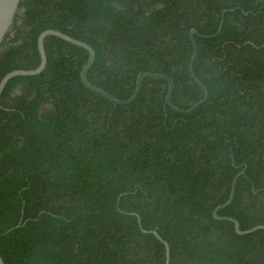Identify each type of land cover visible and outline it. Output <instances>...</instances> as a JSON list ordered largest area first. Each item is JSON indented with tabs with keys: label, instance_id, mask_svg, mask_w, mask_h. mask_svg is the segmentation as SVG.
Wrapping results in <instances>:
<instances>
[{
	"label": "trees",
	"instance_id": "trees-1",
	"mask_svg": "<svg viewBox=\"0 0 264 264\" xmlns=\"http://www.w3.org/2000/svg\"><path fill=\"white\" fill-rule=\"evenodd\" d=\"M223 25L220 33L216 34ZM0 252L7 264H264V0H21L0 47ZM212 34H216L212 36ZM203 35H211L203 37ZM141 218V223L139 221ZM142 225V226H141Z\"/></svg>",
	"mask_w": 264,
	"mask_h": 264
},
{
	"label": "water",
	"instance_id": "water-1",
	"mask_svg": "<svg viewBox=\"0 0 264 264\" xmlns=\"http://www.w3.org/2000/svg\"><path fill=\"white\" fill-rule=\"evenodd\" d=\"M21 0H0V47L3 44L6 36L8 35V33L10 32L13 24H14V20L16 17V14L19 10V6H20ZM222 25H223V20L221 23V26L218 30V33H220L221 29H222ZM195 34H199L198 31L196 29H192L191 31V37L193 40V46H194V51L190 60V64H189V70H190V74L191 77L193 78V80L199 84L201 86V88L204 91V96L201 100H199L197 103H195L191 108L189 109H181L177 106H175L172 101H171V97L172 94L174 92L175 89V82L173 80V78L168 75V74H163V73H152V72H142L141 74H139V76L137 77V81H136V87H135V91L134 93L131 95V97L127 98V99H120L115 97L114 95L110 94L109 92H107L106 90L102 89L101 87H98L96 85H94L89 79H88V72L92 66V64L95 61L96 58V52L94 50V48L88 44L85 41H82L80 39L74 38L62 31L59 30H54V29H48L45 30L44 32H42L39 36L38 39V47H39V51H40V55H41V62L39 64V66L35 69H30V70H14L12 72H9L8 74H6L4 76V78L1 80L0 82V95L2 94L6 84L8 83V81L15 77V76H19V75H37L40 74L41 72L44 71V69L47 66V53L45 50V38L48 35H55L58 36L70 43H73L75 45H78L80 47L85 48L88 52H89V58L87 60V62L84 64V66L82 67V71H81V79L83 81V83L90 88L91 90L101 94L102 96L106 97L108 100H110L115 106L117 105H128L133 103L138 96L140 95L141 91H142V87H143V82L146 78H151V79H164L167 80L169 86H168V91L166 94V105H169L170 107L174 108L175 110L182 112V113H190L192 111H194L199 105L203 104L204 102L207 101V99L209 98V91L207 89V87L202 83V81L196 76L195 71H194V63L195 60L197 58L198 55V45L194 39V35ZM216 34H212V36L216 35ZM200 35V34H199ZM211 35H203V37H209ZM241 174H244V171H241L240 173L237 174V176L234 178L233 183H232V188H231V193H230V197L228 199V201L222 205H219L216 209H215V217L218 219H229L231 221L234 222L235 224V229L236 232L240 235H246V234H250L253 233L259 229L264 230V225H257L253 228L247 229V230H243L241 229L240 223L238 222V220H236L235 218H231V217H220L218 215V211L224 207H226L227 205H229L233 199H234V195H235V191H236V185H237V180L240 177ZM139 221L141 223V218L139 217ZM142 226V225H141ZM144 232H152L154 233L164 244L166 247V264H170V259H171V251H170V245L169 243L157 232V230H145L143 229ZM0 264H7L5 259L3 258L1 252H0Z\"/></svg>",
	"mask_w": 264,
	"mask_h": 264
}]
</instances>
